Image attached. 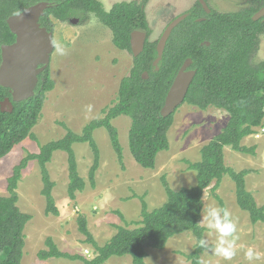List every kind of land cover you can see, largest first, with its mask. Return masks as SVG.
Instances as JSON below:
<instances>
[{"label":"trees","instance_id":"obj_1","mask_svg":"<svg viewBox=\"0 0 264 264\" xmlns=\"http://www.w3.org/2000/svg\"><path fill=\"white\" fill-rule=\"evenodd\" d=\"M43 1L57 4L47 10L40 21L51 32L53 20L68 22L78 18L83 21L88 14H95L112 31L113 44L121 51L132 53L133 32L143 30L148 32V36L151 35L143 8L147 0L118 3L109 12L98 0H0V65L2 46L16 40L7 24L8 18ZM263 6L264 0L258 6L238 12L221 14L214 11L208 15L197 3L188 18L174 30L157 65L158 41L148 40L144 51L137 57L133 56L131 71L122 79L116 101L103 110L104 117L91 121L80 134L65 123H60L66 130L64 137L40 145L39 153H29L22 159L8 179V195L0 196V264H23L25 230L32 216L19 208L18 189L30 162L39 164L46 214L54 216H60L54 197L56 183L48 168L54 154L64 152L68 155V197L76 201L77 195L86 190L87 182L79 173L73 148L75 144H88L92 150L94 159L88 176L91 188L96 187L101 162L100 149L94 137L97 130L105 129L108 132L118 161L125 168L124 148L119 130L113 124L119 117L126 116L131 120L129 149L134 160L145 169H156L159 154L170 149L169 132L176 114L165 118L161 111L176 76L188 59L192 60L191 70H196L197 74L184 104L201 111L216 108L229 115L222 131L202 147L200 160L195 163L187 161L189 168L196 172V185L176 191L163 177L166 202L150 211L145 198L141 197L142 220L134 223L138 227L129 229L115 226L117 233L103 246H99L91 233L87 217L80 214L77 219L79 232L85 236V243L95 249L94 257L65 253L49 237L46 239L47 249L38 253V259L46 261L57 258L84 264H106L112 257L129 256L133 264H146L148 249L162 251L172 238L190 232L196 238V244L189 253L180 254L191 264H202V256L210 248H201L199 244L206 232L201 225L204 195L211 187L220 208L227 209L217 193L226 175L235 183L239 208L249 214L252 224H264V206L260 207L253 193L247 189L246 177L252 171H235L225 161V148L245 155H256L257 147H247L243 141L256 135V129L261 128L264 122V61L259 64L254 62L264 36V19L253 20ZM203 17L206 20L198 22ZM146 73L148 79L144 78ZM54 88L48 68L40 77L35 96L13 103L14 110L8 113L2 112L1 103L6 98L12 100V94L9 89L0 87V161L27 139L38 142L33 130L42 117L47 95ZM118 214L124 221V216L120 212Z\"/></svg>","mask_w":264,"mask_h":264},{"label":"rangeland","instance_id":"obj_2","mask_svg":"<svg viewBox=\"0 0 264 264\" xmlns=\"http://www.w3.org/2000/svg\"><path fill=\"white\" fill-rule=\"evenodd\" d=\"M98 1L106 11H110L115 4L141 0ZM211 2L217 11L225 13L235 12L242 7L238 0ZM195 3L196 0H149L146 8L151 31L149 41H159L168 25ZM71 20H53L55 50L49 69L55 88L48 93L42 117L33 130L38 142L27 139L0 161V196L8 195V179L22 159L29 153H39L40 145L65 136L66 130L60 123H65L80 134L91 121L104 117L103 110L116 101L120 83L131 71L133 53L117 49L113 44L112 32L99 19L89 15L83 21L78 18ZM263 61L264 36L254 58L256 64ZM228 120L229 115L223 110L210 108L201 111L197 107L183 104L176 110L175 122L169 132L170 149L160 153L156 169L149 170L137 164L130 153V118L119 117L113 124L119 130L124 148L125 168L118 161L108 132L105 129L97 130L94 137L100 149L101 162L96 187L91 188L88 176L94 159L92 150L88 144H75L73 148L79 173L87 182L86 190L77 195L76 201L68 197V155L56 152L48 168L56 183L54 197L60 216L46 214L40 167L38 162H30L23 172L18 189L19 208L32 216L25 230L23 264H84L81 261L57 258L39 260L38 253L47 249L46 239L49 237L65 253L94 257L95 249L85 243V236L79 232L77 219L80 214L87 217L89 229L99 246L105 245L117 233L115 226L137 228L134 223L142 220L141 197L145 198L150 211L166 202L163 177L176 191L196 185V172L189 168L187 161L198 162L202 147L222 131ZM243 145H256V155H245L225 148V161L235 171H252L246 177L247 189L253 193L261 207L264 205V190L260 189L262 184L258 181L262 179L264 183V122L261 128H257V134L248 137ZM217 193L236 224V255L226 261L213 253L217 234L207 229L205 221L201 225L206 229L204 239L210 248L202 256V264H264V224H252L249 214L239 208L235 183L228 175L224 176ZM204 203L201 221H204L210 207L220 208L211 187L205 192ZM118 212L124 216V221ZM195 244L196 238L190 232L175 236L162 251L148 249L146 264H191L180 253H189ZM249 248L259 254L257 259H246L245 253ZM106 264L133 263L131 257L125 256L112 257Z\"/></svg>","mask_w":264,"mask_h":264},{"label":"water","instance_id":"obj_3","mask_svg":"<svg viewBox=\"0 0 264 264\" xmlns=\"http://www.w3.org/2000/svg\"><path fill=\"white\" fill-rule=\"evenodd\" d=\"M199 1L210 13L206 2ZM55 6H57L56 3L43 1L8 18L7 24L16 36V40L10 45H3L1 51L0 87L9 89L12 94V100L6 98L1 103L2 112H13V103L24 102L35 96L40 77L49 68L55 50L54 33L43 27L40 21L46 11ZM263 17L264 7L253 17V20L258 21ZM186 18L187 15L176 18L165 29L158 41L159 57L155 65L161 61L174 30ZM147 38L148 34L145 31L133 32L131 47L134 57L144 51ZM191 65L192 60L188 59L176 76L161 111L163 117L173 115L185 103L197 74L196 70H189ZM144 78H149L147 73Z\"/></svg>","mask_w":264,"mask_h":264},{"label":"clouds","instance_id":"obj_4","mask_svg":"<svg viewBox=\"0 0 264 264\" xmlns=\"http://www.w3.org/2000/svg\"><path fill=\"white\" fill-rule=\"evenodd\" d=\"M91 109V106H89ZM206 221L207 229L214 231L217 234V240L213 253L222 257L226 261L232 260L236 255V224L231 218V213L225 208L210 207L207 215L204 217V223ZM201 248H207V241L201 239L199 241ZM246 259L252 261L257 259L259 254L255 253L253 249L249 248L245 253Z\"/></svg>","mask_w":264,"mask_h":264},{"label":"flooded vegetation","instance_id":"obj_5","mask_svg":"<svg viewBox=\"0 0 264 264\" xmlns=\"http://www.w3.org/2000/svg\"><path fill=\"white\" fill-rule=\"evenodd\" d=\"M144 0H141L140 2H137V3H141V2H143ZM148 1L149 0H147V4H148ZM205 2H206V4H207V6H208V8L210 9V13L209 12H207L206 11V9L203 7V5L200 3V1L199 0H196V3H195V5L193 6V7H191L187 12H185V13H183V14H181V15H179L178 17H180V16H183V15H187V18H188V16H189V12L197 5V3H200L201 4V6H202V9L205 11V13L206 14H211L212 12H218V13H221V14H226V13H232V12H219V11H217L214 7H213V5H212V2H211V0H204ZM263 0H238V2L242 5V7L239 9V10H237V11H235V12H238V11H240V10H242V9H246V8H250L251 6H258V4L260 3V2H262ZM130 3V2H129ZM147 4H146V6L145 7H143L144 9H145V12H146V8H147ZM255 4H257V5H255ZM104 7V6H103ZM264 7V6H263ZM262 7V8H263ZM261 8V9H262ZM260 9V10H261ZM259 10V11H260ZM258 11V12H259ZM107 12H109V11H107ZM257 12V13H258ZM256 13V14H257ZM255 14V15H256ZM89 15H93V16H95L97 19H99L95 14H88V16ZM146 15H147V12H146ZM254 15V16H255ZM177 17V18H178ZM91 18V16L89 17V19ZM186 18V19H187ZM176 19V18H175ZM185 19V20H186ZM261 19H264V17L263 18H261ZM260 19V20H261ZM147 20H148V16H147ZM184 20V21H185ZM204 20H206V18H200V19H198V22H201V21H204ZM70 21H72V20H70ZM100 21V20H99ZM183 21V22H184ZM101 22V21H100ZM103 24V23H102ZM109 29V28H108ZM110 30V29H109ZM111 31V30H110ZM138 31H143V30H138ZM112 32V31H111ZM146 32V31H145ZM133 34V33H132ZM147 34H148V32H147ZM113 35V34H112ZM149 40V36H148V38H147V41ZM189 70H191V67L189 68Z\"/></svg>","mask_w":264,"mask_h":264},{"label":"crops","instance_id":"obj_6","mask_svg":"<svg viewBox=\"0 0 264 264\" xmlns=\"http://www.w3.org/2000/svg\"><path fill=\"white\" fill-rule=\"evenodd\" d=\"M256 130H257V129H256ZM249 138H250V137H249ZM247 139H248V138H246V139L243 141V143H244ZM253 146H256V145H253ZM256 147H257V146H256ZM257 148H258V147H257ZM260 181H261V184H262V186H260V189H261V190H264V183H262L263 180H262V179L259 180L258 183H259ZM263 206H264V205H263ZM205 233H206V232H205Z\"/></svg>","mask_w":264,"mask_h":264}]
</instances>
